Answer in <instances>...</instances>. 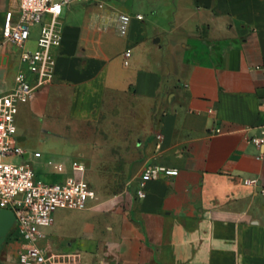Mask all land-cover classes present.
Wrapping results in <instances>:
<instances>
[{
	"label": "crops",
	"instance_id": "crops-1",
	"mask_svg": "<svg viewBox=\"0 0 264 264\" xmlns=\"http://www.w3.org/2000/svg\"><path fill=\"white\" fill-rule=\"evenodd\" d=\"M18 4L0 0V92L39 36L35 24L23 49L5 38ZM60 20L53 80L18 106L16 144L66 138V166L29 157L58 181L108 153L126 156V178L111 196L98 181L84 210L54 212L40 244L56 264H264V142L252 141L264 138V0H80ZM153 164L178 173L147 181L140 198ZM19 245L6 234L0 264H21Z\"/></svg>",
	"mask_w": 264,
	"mask_h": 264
},
{
	"label": "built area",
	"instance_id": "built-area-1",
	"mask_svg": "<svg viewBox=\"0 0 264 264\" xmlns=\"http://www.w3.org/2000/svg\"><path fill=\"white\" fill-rule=\"evenodd\" d=\"M18 17L10 21L5 30V38L23 49L30 35L32 25L39 26L36 48L22 50L19 58L25 66L14 76L13 87L0 92V209L13 212V225L20 245L17 252L21 264H56L58 253L47 245H41L45 229L54 220V212L59 209L84 210L97 198V191L83 176L84 165L73 161V174L63 181L44 182L36 177L30 153L18 146L15 141V114L19 105L27 103L31 95L49 84L54 77L56 57L53 49L60 46L62 7L80 0H18ZM138 19L142 15H136ZM120 15V20H126ZM130 49L123 53V64H129ZM256 145L264 142L263 137L252 138ZM19 163L5 160L6 156L23 157ZM33 157L40 156L34 152ZM178 170L165 165H146L140 173L138 197L145 195L144 186L149 180L177 175ZM247 182H253L247 180ZM9 229L8 235L13 228Z\"/></svg>",
	"mask_w": 264,
	"mask_h": 264
},
{
	"label": "rangeland",
	"instance_id": "rangeland-1",
	"mask_svg": "<svg viewBox=\"0 0 264 264\" xmlns=\"http://www.w3.org/2000/svg\"><path fill=\"white\" fill-rule=\"evenodd\" d=\"M102 1L105 3L107 2V3H115V4H124V3L128 4L131 2V0H95V4L96 5H98L99 3L101 4ZM156 2H159V0H156ZM166 6L165 7L164 5L158 6L159 10L157 11L158 12L157 17H159L160 19H163V16L165 15V12L167 9ZM65 139L59 136L58 138H53V139L49 138L48 140L44 142H40L37 137L31 136V137H28L23 142H18V144L26 151V153L28 152V153L33 154L35 151H38L42 153L43 156H48L50 153H52L54 157L61 156L64 159L65 166H66L67 158H71L70 155L67 154V152L70 150L71 144L68 143L67 140ZM24 157H26V154L23 157L6 156L5 160L12 162V163H19ZM125 158L126 156L121 153L120 154L108 153L104 155L103 157L104 163L101 164L102 167L100 169H92L89 171L88 170L85 171V173L86 172L92 173L93 176L95 177L96 182L92 180L90 182L88 180V177H85V179L88 180L90 183H92V185L97 191V194H98V190H97L96 183H98V181L100 180L102 181L104 185L103 191L105 192V194H107V196H111V194L116 193L120 191V189H122L124 180L126 178L125 177L126 176L125 175L126 174ZM32 161L34 163V160ZM33 170L37 174V178H39L40 180L44 182L49 183L51 180L54 182H58V180L55 179L56 177L46 176L43 166L41 167L39 166V164L34 163ZM16 236L18 235L13 226V228L11 229L8 235V238L13 240ZM8 264H19V263L16 260H13L11 263H8Z\"/></svg>",
	"mask_w": 264,
	"mask_h": 264
},
{
	"label": "water",
	"instance_id": "water-1",
	"mask_svg": "<svg viewBox=\"0 0 264 264\" xmlns=\"http://www.w3.org/2000/svg\"><path fill=\"white\" fill-rule=\"evenodd\" d=\"M15 222V216L12 211L0 209V242L4 240L7 232Z\"/></svg>",
	"mask_w": 264,
	"mask_h": 264
}]
</instances>
